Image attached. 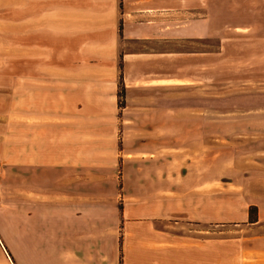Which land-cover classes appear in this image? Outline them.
Returning <instances> with one entry per match:
<instances>
[{"label": "rangeland", "instance_id": "374dc122", "mask_svg": "<svg viewBox=\"0 0 264 264\" xmlns=\"http://www.w3.org/2000/svg\"><path fill=\"white\" fill-rule=\"evenodd\" d=\"M127 1L0 0V264L92 259L91 248L71 252L69 234L56 231L52 201L22 195L20 161L22 118L62 110L51 91L66 77L95 75L83 70L90 63L108 68L103 83L125 117L109 121L111 128L95 124V133L111 139L101 155L114 142L117 160L170 162L174 177H186L183 191L195 186L205 217L219 220L158 222L157 238L220 241L222 264L240 263L246 248L264 249V0H148L143 11ZM139 76L171 84L136 83ZM99 106L86 105L92 115L109 109ZM144 223L137 237L148 240L154 223ZM126 225L122 219L110 233L109 264L126 261L133 235ZM250 256L248 264L264 263Z\"/></svg>", "mask_w": 264, "mask_h": 264}, {"label": "crops", "instance_id": "0c3cea01", "mask_svg": "<svg viewBox=\"0 0 264 264\" xmlns=\"http://www.w3.org/2000/svg\"><path fill=\"white\" fill-rule=\"evenodd\" d=\"M147 1L127 2L137 4L135 7L143 11L150 7ZM128 15L135 17L132 13ZM83 70L96 74H85L82 81L66 77L51 91L57 94L53 102L64 105L62 110L41 112L36 109L28 112L26 119L22 118V195L28 197L31 194L38 199L52 201L55 226H59L56 231L69 234L71 252L73 247L91 248L89 264H109V236L110 233H118L122 219L127 224V234H133L132 239H127L124 244V264H222L220 241L157 238L162 236L156 230L158 222L168 228V224H178L183 220L207 222L209 225L219 220L214 215L211 219L205 217L204 204L199 203L204 197L195 190V186L192 192L183 191L180 184L186 177H174L171 166L167 165L170 162L136 160L130 155H125L128 159L118 155L120 159L117 160L114 142L110 144L112 150L104 149L101 155L100 145L111 139L108 135L95 133V124L110 127L109 121L125 117L119 116L116 93H108L109 89L103 83L108 68L104 64L90 63ZM71 71L69 68L68 72ZM145 80L139 76L136 83L144 81L148 86L157 87L171 84L166 79ZM89 103L97 106L107 104L109 109L101 115L96 112L92 115L86 107ZM132 114L140 118L139 114L143 113ZM165 114L168 118L173 115ZM190 116L198 118L197 113H190ZM113 126L116 128L117 125ZM166 130L155 129V134L157 136L158 132ZM120 153H125V150ZM118 198L124 202L122 219L117 207ZM142 220H146L145 223L140 222ZM141 223L146 224L145 228L154 223L148 240L137 237ZM112 245L113 249L118 248V239L114 238ZM146 253L147 260L144 258ZM248 255H252L250 257L254 261H262L264 249L258 253L246 248L240 263H234L242 264L244 261L243 264H248ZM232 259L230 257V261ZM73 260L71 257L69 264H73ZM111 261L115 264L118 259Z\"/></svg>", "mask_w": 264, "mask_h": 264}, {"label": "trees", "instance_id": "16d2710c", "mask_svg": "<svg viewBox=\"0 0 264 264\" xmlns=\"http://www.w3.org/2000/svg\"><path fill=\"white\" fill-rule=\"evenodd\" d=\"M256 212H257L256 207H251L250 208V210H249V219H250V221L257 222L256 216L254 217V215H256Z\"/></svg>", "mask_w": 264, "mask_h": 264}]
</instances>
